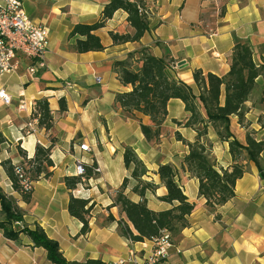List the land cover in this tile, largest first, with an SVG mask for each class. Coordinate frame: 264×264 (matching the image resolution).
Here are the masks:
<instances>
[{
    "label": "crops",
    "instance_id": "obj_1",
    "mask_svg": "<svg viewBox=\"0 0 264 264\" xmlns=\"http://www.w3.org/2000/svg\"><path fill=\"white\" fill-rule=\"evenodd\" d=\"M20 1L31 21L48 29L47 67L31 74L27 71L29 60L20 58L18 69L0 78V86L13 100L10 106L0 101V133L5 138L0 161L9 158L12 163H18L21 156L16 145L32 158L39 143L51 146L49 157L53 165L48 168L47 178L40 175L32 181L29 203L18 201L24 214L16 225L28 228L39 225L48 237L58 242L67 260L100 258L110 264L125 259L123 264H135L127 260L129 251L133 250L139 263L147 249L142 251L141 242H131L122 236L117 220L124 217L117 206L110 207L113 191L124 177L129 179L124 193L132 201L140 199L131 192L135 181L130 178V169L124 166L123 149L126 146L134 149L147 169L143 178L157 184L154 192H145L147 206L155 211L165 210L175 203L158 199L166 194V189L155 171L160 163L180 168L188 147L175 138V132L186 142H193L196 131L183 126L188 116L183 103L170 99L163 131L156 141L147 142L137 118L122 111L114 100L116 93L129 91L131 87L120 83L113 63L129 53L137 55L141 47H148L153 55L166 56L173 76L193 89L195 70L218 76L228 71L231 50L237 42H247L254 62L264 64V1L228 0L223 15L208 18L211 26L205 28L204 20L207 22L208 16L201 7L208 0H158L154 8L153 2L148 6L149 26L139 41L113 43L109 32L132 34L134 31L126 21V13L118 9L103 27L94 31L104 48L83 53L73 49L75 37L69 38L68 33L76 23L95 22L109 0ZM146 1L149 5L150 1ZM43 98L52 115L49 130L38 125L29 111L16 110L20 99L30 105ZM60 98L65 100L64 111H59ZM244 108L253 137L264 139V75L256 78ZM136 116L150 124L148 116ZM229 122L235 138L245 144L246 129L237 123L234 115ZM201 141L210 144L209 158L216 168L232 163L228 143L219 140L211 127ZM80 142L87 143L91 152L80 151L77 147ZM77 158L86 161L87 167L95 163L98 172L69 190L63 177L76 176ZM260 163L264 172V149ZM246 167L247 171L235 182L234 197L214 208L207 207L205 199L198 195L197 179L186 168L179 169L181 189L195 208L186 217V227L171 237L172 246L163 264H264V182L253 162H247ZM0 189L18 198L1 165ZM70 194L89 199L93 205L90 230L86 234L79 233L81 223L68 213ZM108 214L115 221H105ZM0 264L52 263L46 258L45 249L34 247L26 235L21 233L13 241L0 229Z\"/></svg>",
    "mask_w": 264,
    "mask_h": 264
},
{
    "label": "trees",
    "instance_id": "obj_2",
    "mask_svg": "<svg viewBox=\"0 0 264 264\" xmlns=\"http://www.w3.org/2000/svg\"><path fill=\"white\" fill-rule=\"evenodd\" d=\"M118 9L126 13V21L133 28V33L119 34L109 32L113 43L139 41L149 26V10L146 0H109L102 8L99 18L90 24L76 23L68 33V37H75L73 49L78 53L100 51L104 48L100 38L94 31L103 27L108 19ZM224 8L218 14L222 16ZM202 18V17H201ZM135 53H129L124 59L115 60L113 70L123 85H130L129 91L118 92L115 102L122 111L139 121L140 131L147 142L156 141L163 131L162 124L167 115V103L170 99H179L183 103L188 116L184 127L193 128L196 138L193 142H186L175 132V138L188 147L180 168L169 163L158 164L155 174L165 187L166 194L158 199L170 203V208L155 211L146 204L145 192H154L157 187L152 180L143 178L147 169L134 149L126 146L123 149V163L130 169V178L135 181L131 192L140 199L132 201L125 193L129 182L124 177L118 188L113 191L111 206H117L124 218L117 220L122 236L131 242H142L160 234L165 229L170 236L176 235L187 225L186 217L194 210L195 204L188 201L179 183V169H187L198 181V195L205 199V205L210 208L222 205L234 197V185L237 179L247 171V162L254 163L258 175L264 182L263 167L260 154L264 149V139L256 140L245 119L244 103L248 99L258 76L264 75V64H257L252 57L251 47L247 42H237L231 50L229 69L218 76L213 73L202 74L200 70L193 73L195 89L177 79L170 72L166 56L158 57L151 53L148 47H141ZM263 99V98H262ZM31 117L37 119V124L49 130L52 127V115L45 98L33 102ZM59 111L65 110V100L58 101ZM200 109H203V113ZM136 114L148 116L150 124H145ZM236 116L237 123L246 129L245 144L240 143L230 130V116ZM176 124H182L173 120ZM211 127L221 141L228 143V152L232 163L225 168H216L215 162L209 158L210 144L201 139ZM5 138L0 133V149ZM16 150L21 156L18 163H12L6 158L0 161L11 187L18 198L0 189V229L10 240H17L22 233L26 235L34 247H42L46 251V258L52 264H107L100 258H87L82 261L67 260L59 248L56 240L48 237L45 231L35 225L33 228L18 226L23 219L24 210L18 201L29 203L32 190L24 191L20 185V178L16 169L22 167L32 181L40 175L47 178L48 168L53 165L50 151L51 146L44 147L37 143L32 158H28L19 145ZM92 167V168H91ZM85 166L82 176H64L63 182L67 189L72 190L82 184L98 171L96 164ZM89 199L74 197L70 194L67 210L70 216L76 218L81 227L80 234L90 230L89 219L93 205ZM105 221H115L108 214ZM131 225V227L129 226Z\"/></svg>",
    "mask_w": 264,
    "mask_h": 264
},
{
    "label": "built area",
    "instance_id": "obj_3",
    "mask_svg": "<svg viewBox=\"0 0 264 264\" xmlns=\"http://www.w3.org/2000/svg\"><path fill=\"white\" fill-rule=\"evenodd\" d=\"M211 33V32H210ZM48 44V29L45 25L34 23L27 16L20 0H0V78L18 69L20 58L29 60L27 71L35 74L47 67L46 55ZM96 82H100L99 77H95ZM0 101L5 106L13 103L12 97L0 86ZM17 112L30 113L33 104H27L24 99L18 100L16 104ZM82 152H91L90 146L85 142L77 145ZM87 162L81 158L75 160V174L82 176L85 172ZM98 171V168H94ZM20 178V185L24 191L32 189V180L28 177L25 169H16ZM172 246L171 236L165 229L160 234L149 240L141 242V250L147 249V253L141 257L138 263L135 252L129 251L130 262L135 264H163L164 259L169 255ZM125 259H118L110 264H123Z\"/></svg>",
    "mask_w": 264,
    "mask_h": 264
},
{
    "label": "rangeland",
    "instance_id": "obj_4",
    "mask_svg": "<svg viewBox=\"0 0 264 264\" xmlns=\"http://www.w3.org/2000/svg\"><path fill=\"white\" fill-rule=\"evenodd\" d=\"M150 1V2H149ZM158 0H148V2H149V5L147 4V6H150V3H152L153 2V4L151 5L152 7L154 6V4H156V2H157ZM228 0H208V1H206V3H205V5L204 6H202L201 7V9H202V12H204V14H206V16H208L207 17V19L209 18H211V19H215L216 18V16L221 12V10L225 7V3L227 2ZM240 1H242V0H240ZM264 1V0H263ZM154 8V7H153ZM204 15H203V13H202V18H204L203 17ZM209 19L207 20V22L204 20V25H206L205 26V28H207V26H211L210 24H209ZM210 22H212V20H210ZM207 131H208V128H207ZM206 136V135H205ZM204 136V137H205Z\"/></svg>",
    "mask_w": 264,
    "mask_h": 264
}]
</instances>
